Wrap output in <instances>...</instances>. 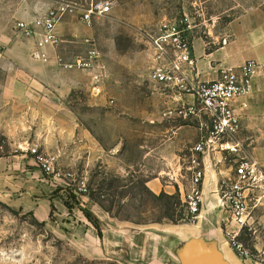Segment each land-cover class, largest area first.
I'll list each match as a JSON object with an SVG mask.
<instances>
[{"label": "rangeland", "instance_id": "1", "mask_svg": "<svg viewBox=\"0 0 264 264\" xmlns=\"http://www.w3.org/2000/svg\"><path fill=\"white\" fill-rule=\"evenodd\" d=\"M30 1L35 0H0V6L7 2L12 11L18 12ZM41 1L52 8L59 2L83 5L96 0ZM113 1L111 14L92 26L66 17L60 44L54 45L62 52L61 69L73 64V69L94 70L77 78L85 85L58 98L44 85L35 83L36 78L29 73L26 110L14 113L26 115L29 125L38 120L43 131H3L9 74L4 70L7 38L0 41V157L25 155L35 161L28 149L40 146L53 161L57 176L45 174L56 179L61 190H66L64 196L70 207H82L85 201H92L114 219L139 226L173 222L171 219L194 224L187 217L184 191L189 188L191 175L186 159L199 140V126L163 117L164 98L151 77L154 65L151 41L163 22L187 16L195 27L196 54L203 44L207 49L217 48L229 24L261 6L264 0ZM12 25L13 33L16 29ZM5 27L7 34V23ZM90 52L98 56L94 65L78 66L76 60L88 59ZM254 123L261 124L262 131H248L243 121L240 134L250 154L251 134L264 141V120ZM177 140L183 146L178 152L181 158L176 166H166L163 153L155 149ZM165 167L169 171L163 177L173 181L177 191L172 195L154 194L147 181L158 177ZM253 221L254 229L242 232L239 241L255 256V261L243 259L226 244L227 250L233 249L240 258L238 264H264V206L254 212ZM227 231L231 230L224 233L229 240ZM0 264L122 263L89 259L33 213L0 202Z\"/></svg>", "mask_w": 264, "mask_h": 264}, {"label": "crops", "instance_id": "2", "mask_svg": "<svg viewBox=\"0 0 264 264\" xmlns=\"http://www.w3.org/2000/svg\"><path fill=\"white\" fill-rule=\"evenodd\" d=\"M11 8L7 2L0 6V41L7 38L4 70L9 74L4 95L7 107L3 131H43L38 120L34 121L35 125H29L26 115L14 113L26 110L29 73L36 78L33 80L35 83L44 85L46 90L59 98L85 85L77 78L94 70L61 69L59 61L62 52L59 48L54 45L38 48L34 39L24 38L17 31L18 21L32 22L46 14L51 8L48 3L41 0L26 2L22 6L23 11L18 12ZM12 24L15 25L13 33L16 37L11 30ZM63 25L62 22L57 27L59 37ZM226 31L219 47L207 49L202 42V48L197 54L195 52L199 71L205 80L216 79L222 67L241 66L249 60L264 65V3L231 22ZM223 39L227 40L226 44ZM13 73L16 75L13 76ZM237 105L242 113L244 128L262 131L261 124L254 121L264 120V74L255 79L253 91L239 99ZM250 138L252 156L264 165V141L257 134H251ZM182 147L177 140L166 142L155 150L163 153L166 166H176ZM204 161L205 202L199 220L194 224L163 222L139 226L114 219L92 201H85L82 207H70L64 196L66 190H61L60 183L46 176L33 158L25 155L0 157V202L33 213L47 228L68 239L89 259L116 260L122 264H184L183 252L203 249L215 251L229 264H238L240 258L236 252L233 249L230 253L227 251L226 244H230L224 233L231 227L227 226L225 230L223 221L227 220V216L219 210L214 194L219 173L228 174L229 165L222 161L220 154L206 156ZM168 171L169 168L165 167L158 177L147 181L151 192L172 195L177 191L175 183L163 177V173ZM213 203H216L215 211L211 207Z\"/></svg>", "mask_w": 264, "mask_h": 264}, {"label": "built area", "instance_id": "3", "mask_svg": "<svg viewBox=\"0 0 264 264\" xmlns=\"http://www.w3.org/2000/svg\"><path fill=\"white\" fill-rule=\"evenodd\" d=\"M113 6V0H96L83 5L62 2L32 22L18 21L16 29L24 38L34 39L38 48H44L58 44L57 27L66 17L92 26L111 14ZM194 28L187 16L168 20L160 25L151 41L154 51L151 77L164 98L163 117L199 126V140L186 159L191 175L189 188L184 191V206L188 219L197 222L205 202L204 159L220 154L230 170L228 174L219 173L214 194L219 210L227 216L224 226L231 227V231H227L229 244L243 259L255 261V256L239 241V236L254 229L253 214L264 206V165L247 151L245 141L240 138L242 113L237 102L253 91L255 79L264 74V65L249 60L241 66L220 68L216 79H203L195 57ZM222 42L226 44L227 40ZM97 57L95 52H90L88 59L78 58L76 64L90 68ZM67 66L72 68L74 65ZM28 152L44 173L57 176L53 161L40 146H30Z\"/></svg>", "mask_w": 264, "mask_h": 264}, {"label": "water", "instance_id": "4", "mask_svg": "<svg viewBox=\"0 0 264 264\" xmlns=\"http://www.w3.org/2000/svg\"><path fill=\"white\" fill-rule=\"evenodd\" d=\"M182 259L184 264H229L213 250H188L183 252Z\"/></svg>", "mask_w": 264, "mask_h": 264}, {"label": "bare ground", "instance_id": "5", "mask_svg": "<svg viewBox=\"0 0 264 264\" xmlns=\"http://www.w3.org/2000/svg\"><path fill=\"white\" fill-rule=\"evenodd\" d=\"M211 207L214 208V211H215L216 203H213ZM227 251H228V250H227ZM228 252H229V251H228ZM229 253H230V252H229Z\"/></svg>", "mask_w": 264, "mask_h": 264}, {"label": "trees", "instance_id": "6", "mask_svg": "<svg viewBox=\"0 0 264 264\" xmlns=\"http://www.w3.org/2000/svg\"><path fill=\"white\" fill-rule=\"evenodd\" d=\"M169 219H170V217H169ZM180 219H183V218H180ZM172 221H173V223H177V222H175L173 219H171ZM100 235H102L101 233H100Z\"/></svg>", "mask_w": 264, "mask_h": 264}]
</instances>
